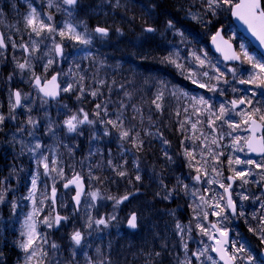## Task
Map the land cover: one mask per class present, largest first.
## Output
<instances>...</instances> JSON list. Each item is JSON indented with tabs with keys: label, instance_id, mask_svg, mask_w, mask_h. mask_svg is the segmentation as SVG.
Listing matches in <instances>:
<instances>
[{
	"label": "snow or ice",
	"instance_id": "snow-or-ice-1",
	"mask_svg": "<svg viewBox=\"0 0 264 264\" xmlns=\"http://www.w3.org/2000/svg\"><path fill=\"white\" fill-rule=\"evenodd\" d=\"M135 6L143 13L141 34L168 32L178 36L181 44L187 42L185 32L177 27L179 21L161 0H147V3L135 0ZM128 7V0H7V3L0 0V25L7 28L6 32L0 30V94L6 101H0V163H3L0 167V264H11L7 256L10 246L18 250L15 264H204L205 259L218 264L207 255L209 252L216 253L223 264H264V101L255 99L259 94L256 89H264V58L257 59L243 44L237 52L225 39L223 27L217 26V22L222 23L219 18L223 14H230L246 25L264 47V0H193L186 8L181 5L185 18L205 28L215 27L212 44L223 53L225 61L238 63L221 68L208 60L207 52L201 56L192 51L189 64L194 62L197 68L207 66L212 71L211 75L208 70L198 73L180 62L183 58L175 46L158 62L176 68L182 75L187 72L185 79L222 97L228 92L240 93L242 89L236 85L252 87L245 95L233 96L216 105L211 98L190 96L172 86L170 95L177 100L188 99L191 107L190 112L188 107L182 109L185 119L179 121V130L186 133L189 129L185 125L190 124L192 135L184 134L179 153L169 150L171 142L162 130L168 81L157 82L151 74L140 79L136 70L130 69L133 78L124 77L119 83L118 99L113 101L110 94L117 83L114 79L109 83L93 76L97 86L90 88L84 83L86 75L78 74L87 71L82 68V61L87 60L90 67L97 63L99 47L111 40L113 27L109 19L121 9L127 12ZM149 20L153 22L148 23ZM161 23L162 28L158 27ZM114 31L124 34L119 27ZM132 46L142 48L143 44L132 43ZM69 47L71 52L66 51ZM134 55L143 62L149 53L138 51ZM69 60L72 65L65 73L60 65ZM99 63L103 66L105 61ZM245 64L251 71L243 69ZM65 75L69 79L62 85L60 78ZM194 76H203L206 80ZM150 81L156 91L150 93V99H145L141 86ZM22 84L30 91H25ZM105 87L107 99L101 91ZM62 93L68 94L69 99L74 95L81 106L75 110L70 108L64 103ZM88 96L96 101L91 111L83 107ZM242 105L246 107L241 109ZM175 115H181L180 108ZM233 116L241 119L236 121ZM204 126L210 131L205 132ZM225 137L230 143L223 144ZM189 139L193 141L191 147L184 145ZM197 140L200 142L198 161ZM154 141L160 143L159 156L153 152ZM113 142L117 145L116 156L110 147ZM84 144L87 155L76 161L77 150ZM221 148L231 149L227 163L233 175L217 179L223 177L222 167H217L224 155ZM8 150L11 158L5 161ZM238 152L245 156L255 154L260 159H241L235 155ZM180 154L183 161L176 158ZM93 157L100 162L93 161ZM25 158L30 162L27 166ZM77 163L81 169L87 167L90 182L96 181L102 186L107 180L117 183L114 177H118L130 187L120 195L103 187L85 192L84 176L76 170ZM185 165L190 169L187 175L181 171ZM209 166L215 176H210ZM66 167L70 176L65 175ZM94 169L101 173L108 169L111 175H97ZM42 178L45 179L41 191ZM236 180L241 182L237 185L240 191L233 188ZM61 181L63 189L74 192L70 197L71 206L62 199L59 201L60 208L68 209L65 213L56 211L57 184ZM145 181L151 200L144 196ZM204 184H218L224 193L197 187ZM249 184L256 186V190L245 187ZM21 185L25 193L22 195ZM38 191H41L39 200ZM209 192L211 196L207 195ZM234 192L238 199L233 198ZM82 197L89 199L82 201ZM98 200H111L113 212L94 216L92 209ZM24 201L29 202L30 210L22 214ZM45 201L51 202L47 205L50 211L41 218ZM246 201L259 211L248 213ZM125 202L132 207L121 220L117 210ZM182 203L192 212L188 224L177 218ZM209 215L217 219L210 222ZM233 220H242L255 241L241 233ZM113 222L125 224L131 230L132 239L139 238V245L122 248L119 243L114 244L111 232L105 231L115 226ZM39 225L47 231L40 232ZM194 230L202 238L206 237L208 243L201 239L202 247L191 248ZM13 233L14 238L9 241L8 235ZM54 233L63 234L60 242L52 239ZM129 255L132 261L128 260Z\"/></svg>",
	"mask_w": 264,
	"mask_h": 264
},
{
	"label": "trees",
	"instance_id": "trees-1",
	"mask_svg": "<svg viewBox=\"0 0 264 264\" xmlns=\"http://www.w3.org/2000/svg\"><path fill=\"white\" fill-rule=\"evenodd\" d=\"M143 3H147V0H141ZM161 2L165 5V9L173 16L177 18L179 21L177 23V27L180 28L182 31L185 32V35L188 37V40L186 43L181 44L180 38L178 36H173L168 32H165L163 35L157 34H141V26L144 23V20L141 18L143 16V13L141 12V9L139 6L133 7V4L135 3V0H128V10L125 12L124 9H121L119 12L112 15V17L109 19V24L113 27V32L111 34V40L104 44L103 46L99 47V53L100 55L97 57V63L94 66H89V62L87 60L82 61L81 65L83 69H86V72L78 73V74H84L86 75L87 79L84 81L86 87L95 88L97 85L93 82V76H95L96 79H106L109 81V83L114 79L117 83L116 85H113L112 92H111V98L113 101L118 99L117 93L119 91V83L123 81L124 77H132V73L130 72V69L136 70L137 76L140 79H143L147 77L149 74H151L154 78H156L157 82L159 80H165L169 82V89L165 92V99L163 101L164 103V109H165V116H164V126L162 130L164 131L165 137L171 142L170 144V151L174 153L181 152V144L180 141L183 139L184 134H187L188 136L192 135V132L190 130V124H186L185 128L189 129L186 133L182 134L179 130V121L184 120L185 116L182 111L184 107L189 108V112L191 111L190 102L188 99L180 97L179 100H177L175 97L171 96L170 93L172 91V86H175L176 89H179L180 91L187 92L190 96H204L205 98H211L216 105L219 103L225 101L229 98L231 95V92L227 93L226 96H219L218 93L214 94L211 92H208L204 88L198 87L196 84L192 83L191 79H185V76L187 75V72H185L183 75L180 74V72L170 66V65H162L160 64L159 58L163 55L167 54L168 50H171L173 46H175L180 51V55L183 59H181V63L185 64L186 67H189L193 69L195 72H203L205 70H208L210 75L212 74L211 68L207 67L204 69L197 68L195 63L189 64V61H191L190 52L195 51L198 55L203 56L204 52L208 53V60L211 61L213 64H218L219 67L223 68L225 65L221 62L219 57L215 56L209 49V40L211 36L215 32V27L212 25H209L207 28L201 26L196 21L185 18V13L183 10H181V5H183L185 8L188 6L189 3H192L193 0H161ZM4 3H7V0H4ZM7 12V10H6ZM15 15L14 13L12 14ZM12 18L10 17V20ZM215 19V18H214ZM219 21H222V23L217 22V26L223 27L224 33L228 39L234 42L237 50L239 51V46L242 42L248 45L249 53L256 56L257 59H261V57L258 55L257 52H255L248 44V42L240 36V34L236 31L231 19L230 14H223ZM14 22V21H13ZM152 20H149L148 23H152ZM116 27H119L123 35L117 34L114 29ZM158 27L162 28V23L158 25ZM148 37H153L152 39H149ZM18 39V37H16ZM66 43H69L66 41ZM132 43H135L137 46L143 44L142 48L139 47H133ZM157 44H161L162 47H157ZM67 52H71L72 49L69 47L66 49ZM96 51V49H94ZM138 51H142L145 53H149L148 59L145 61H140L135 57L134 54H136ZM100 60H104L105 63L103 66L99 63ZM72 65V61L69 60L67 62L62 63L61 68L65 73L68 72L69 66ZM138 65H142V67H137ZM248 68V69H247ZM147 69V71H145ZM243 69H247V71H251V68L249 65L245 64L243 65ZM73 72H76L75 67L73 66ZM7 72H4V75H6ZM193 78H198L201 81L206 80L203 76H194ZM68 76H62L61 77V84L63 85V82L68 80ZM140 79L137 80V83H140ZM214 83V82H213ZM237 87H241L242 85H236ZM245 88L248 89V85ZM22 87V85H21ZM102 92L105 93L104 99L108 98V92L107 88H102ZM156 88L152 87V82L150 81L147 85L141 86V94L144 95L145 99H150V93H155ZM248 91V90H247ZM264 89H257L258 93H262L264 96ZM68 94H63L64 103H67L70 108L75 110L77 107L81 106L78 101H76L75 96L72 95L71 98H67ZM87 103L83 104V107H85L86 110L91 111L94 107V104L96 101H93L90 96L86 97ZM264 99V97H263ZM0 101H5V98L2 94H0ZM147 107V105H145ZM110 110L112 109V105H109ZM177 108L181 109V115L176 116L175 111ZM196 119L195 116L192 117V120L194 121ZM203 119V117H202ZM219 123V122H218ZM201 127V126H198ZM205 132L210 131L207 129L206 126H204ZM226 130V126H225ZM199 133H197L198 135ZM197 148H196V160L198 161L200 159L198 153H199V140L195 141ZM193 144V141L191 139L185 140L184 145L187 147H191ZM110 147L113 150V155H118L117 152V145L115 142L111 143ZM159 148L160 143L159 141L153 142V152L156 154V156H159ZM221 151H224V154L226 157L228 156V152L224 149H219ZM61 151H64V149H61ZM87 155V145L84 144V146L77 150L76 154V161H80L83 159V157ZM8 157H11V150H8L4 154V158L8 160ZM155 158V157H154ZM179 161H183L184 157L182 154L178 155L176 157ZM6 160V161H7ZM93 161H96L99 163L100 161L97 160L96 157L92 158ZM158 162V161H157ZM151 163V161H150ZM195 163V161H194ZM224 170L227 173L228 163H223ZM76 170L81 171L82 175L84 176V179L86 181V184L88 186V189H95L97 187H103L104 189H107L108 192L114 194V195H120L124 192L125 188L130 187L129 185H126L124 180H121L118 177H114L117 180V183H112L111 180L105 181V183L101 186L97 184L96 181H89L87 177L88 169L87 167H84L81 169L79 163L76 164ZM97 175H103V176H110V170L104 169L101 173V170L94 169ZM181 171L187 175L190 171L187 166H183L181 168ZM5 174H7L5 172ZM65 175L70 176L71 172L66 167L65 168ZM45 178H42L40 182V187L43 186V181ZM62 181L58 183L57 188L62 191ZM144 196L151 200L150 195V189L147 187V181H145V189H144ZM111 201V200H110ZM46 206L49 205V201H45ZM131 205H127V202L125 204L120 205L117 215L118 218L123 220L128 214V212L131 210ZM161 208H163V205H160ZM175 207V205H173ZM186 206L182 203L180 209L177 211V218L180 220V222L188 223L190 220L189 217V210L185 208ZM49 210L50 208L47 207ZM45 212L47 213V210L45 209ZM169 220L171 218H168ZM251 223L255 224L253 221ZM114 227H110V229L105 230L106 232H111L113 239V243H119L122 248H127L129 246H138L140 243L139 238L132 239V234H129L124 227V224H114ZM241 228L239 227V230L244 235L248 236L250 239L255 241V237L252 236L251 233L247 232V227L245 226L244 222L241 220ZM163 225H161L162 227ZM38 230L40 232H45L47 229L43 227V225L38 226ZM194 234H197V232L194 230ZM63 235V234H60ZM60 235L53 234L52 239H56L57 242H60ZM14 238V233L11 235H8V240L11 241ZM198 246H201L199 242L197 244L193 243L191 244V248H196ZM18 250L15 248L9 247L7 251V256L10 258L11 264H15V255ZM128 260L132 261L133 257L131 255L128 256ZM206 262L204 261V264ZM142 264V262H140Z\"/></svg>",
	"mask_w": 264,
	"mask_h": 264
},
{
	"label": "rangeland",
	"instance_id": "rangeland-1",
	"mask_svg": "<svg viewBox=\"0 0 264 264\" xmlns=\"http://www.w3.org/2000/svg\"><path fill=\"white\" fill-rule=\"evenodd\" d=\"M6 14H7V12H6ZM9 19H10V17H9ZM0 29L1 30H3V31H7V28H6V26H4V25H0ZM241 44H243L244 46H245V48H246V50H248V47H247V45L244 43V42H242ZM240 44V45H241ZM249 51V50H248ZM251 54V53H250ZM62 65V64H61ZM61 65H60V67H61ZM248 69V68H247ZM246 69V70H247ZM60 80H61V78H60ZM246 86V85H245ZM22 87L24 88V90L25 91H30V89L27 87V85L26 84H22ZM241 89H243V88H241ZM264 92V91H263ZM230 93V92H229ZM231 94H233V93H231ZM233 96H240L239 94H233ZM233 96H231V98H233ZM230 98V99H231ZM240 111V110H239ZM52 112H53V114H55V109H52ZM232 119H234V120H236V121H239L241 118L240 117H238V116H233L232 117ZM225 131H228V129L226 128V130ZM238 134H240V135H247V133H244V132H239ZM228 143H230V139L228 138V137H225V139H224V141H223V144H228ZM221 149H224L225 151H227L228 152V154L231 152V149H227V148H221ZM221 151V150H220ZM235 155H237V156H239L241 159H248L249 157L248 156H245L244 155V153H235ZM228 157V156H227ZM227 157H226V155L224 154L223 156H221L220 158H219V160L222 162V164H217V167H222V169H223V177H216L217 179H223V178H226V177H228V176H225V174H226V171L224 170V168H223V166H224V162H226V160H227ZM246 157H248V158H246ZM25 164H26V166L28 165V164H30V162H28L27 160H26V158H25ZM209 165H211V158H209ZM233 167H236V168H240V167H243V166H240V165H238V166H235V165H233ZM228 168H229V166H228ZM228 168H227V173L229 172V176H231V175H233V173L232 172H230V171H228ZM41 171H43L42 169H41ZM193 174H195V173H193ZM209 174H210V176H215V173H212L211 172V167L209 166ZM255 178H257L258 179V177H255ZM63 182V181H62ZM224 182L226 183V179H224ZM241 182L239 181V180H236V184H235V186H234V190L235 191H240V189L237 187V185H239ZM48 184L50 185L51 184V181L49 180L48 181ZM58 185V184H57ZM197 187H201L202 189L203 188H207V187H210L211 189H213V190H215V192H218V193H220V194H223L224 193V189L223 188H220L219 186H218V184H213V185H211V186H209V185H207V184H204V185H198ZM246 188H248V189H250V190H252V191H255L256 190V186H254V185H252V184H249V185H246L245 186ZM43 190V186H41V191ZM92 190H96V188L95 189H88V191H92ZM41 191H38L37 192V199L39 200L40 198H41ZM87 191V192H88ZM71 194H73V192H69L68 191V193L67 192H65L64 194H60L59 195V201L62 199L63 201H65L66 203H69V206H71V203H70V197H71ZM211 192H209V193H207V195H209V196H211ZM233 196H234V199L236 198V199H238V197H236L235 196V192L233 193ZM85 199H89L88 197H84V200ZM244 204H245V209H246V211L248 212V213H252L253 211H259L258 210V207H256L255 205H252L250 202H244ZM30 205V204H29ZM45 205H46V202H45ZM112 205H113V202L112 201H110V200H98L97 201V205H96V208H94V209H92V214L94 215V216H96V215H100V216H107V215H109V214H111L112 212H113V207H112ZM45 209L47 210V213L50 211V209L48 210L47 209V206H44V211L41 213V218H43V216L44 215H46L47 213L45 212ZM29 210H30V206H29ZM68 211V209L67 208H60V212L61 213H65V212H67ZM118 211V210H117ZM189 211H190V214H192V212H191V209H189ZM209 211V213L211 212V209H209L208 210ZM24 212H27V210H24V211H22V214L24 213ZM118 214V213H117ZM191 218H192V216H191ZM209 221L210 222H214L217 218L216 217H214V216H211V215H209ZM254 223H256V221H253ZM194 223V222H193ZM113 224H115V222H113ZM233 224H235V222L233 221ZM124 226H125V224H124ZM232 225L230 224L229 225V227H231ZM17 227H18V225H17ZM192 235H193V237H194V240L193 241H190V247H191V244H193V243H195V244H197L201 239H204V241L206 242V243H208V241H207V238L206 237H201L200 235H198V234H194V233H192ZM201 247V246H200ZM207 255H210V256H212L213 257V259H215L216 260V258L213 256V255H211V252H209ZM205 264H211V261H208L207 259H205Z\"/></svg>",
	"mask_w": 264,
	"mask_h": 264
},
{
	"label": "water",
	"instance_id": "water-1",
	"mask_svg": "<svg viewBox=\"0 0 264 264\" xmlns=\"http://www.w3.org/2000/svg\"><path fill=\"white\" fill-rule=\"evenodd\" d=\"M230 17H231V20H232V22L234 23V25L236 26V28L239 30V32L250 42V44L252 45V47L253 48H255L263 57H264V47H262L260 44H259V41L251 34V32H249L248 31V29H247V27H246V25H244L242 22H240L239 20H237L235 17H232L231 15H230ZM224 35V34H223ZM225 37V36H224ZM226 39V38H225ZM226 40H228V39H226ZM229 41V40H228ZM229 43H231V45H232V47L235 49V46H234V44L231 42V41H229ZM209 47H210V49H211V51L215 54V55H217V56H219L221 59H222V61L225 63V64H235V63H238V62H234V61H225L224 60V55H223V53L222 52H219V51H217L216 50V47L212 44V41L210 40V42H209ZM236 50V49H235ZM243 106V105H242ZM241 106V107H242ZM250 156H255V157H258V156H256L255 154H251ZM84 188H85V192H86V190H87V187H86V185H85V182H84ZM70 190V189H69ZM72 190V189H71ZM82 200H83V197H82ZM56 211H58V206L56 207ZM129 230V229H128ZM129 231H131V230H129ZM217 258H218V260H219V257L216 255V253H213ZM222 264H223V262L222 261H220Z\"/></svg>",
	"mask_w": 264,
	"mask_h": 264
},
{
	"label": "flooded vegetation",
	"instance_id": "flooded-vegetation-1",
	"mask_svg": "<svg viewBox=\"0 0 264 264\" xmlns=\"http://www.w3.org/2000/svg\"><path fill=\"white\" fill-rule=\"evenodd\" d=\"M1 30V29H0ZM0 139H1V137H0ZM11 157H8V160L10 159ZM5 159V161L7 160L6 158H4ZM0 167H1V163H0ZM20 188H21V194H24V191H23V188H24V186L23 185H21L20 186ZM236 224H240V221H236Z\"/></svg>",
	"mask_w": 264,
	"mask_h": 264
},
{
	"label": "bare ground",
	"instance_id": "bare-ground-1",
	"mask_svg": "<svg viewBox=\"0 0 264 264\" xmlns=\"http://www.w3.org/2000/svg\"><path fill=\"white\" fill-rule=\"evenodd\" d=\"M1 139H2V137H1ZM1 167H3V163H1ZM186 208V207H185Z\"/></svg>",
	"mask_w": 264,
	"mask_h": 264
}]
</instances>
